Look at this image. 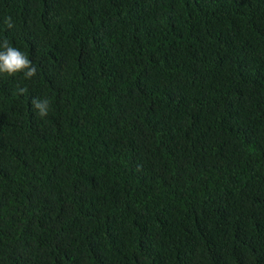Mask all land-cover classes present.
<instances>
[{"label":"trees","instance_id":"obj_1","mask_svg":"<svg viewBox=\"0 0 264 264\" xmlns=\"http://www.w3.org/2000/svg\"><path fill=\"white\" fill-rule=\"evenodd\" d=\"M5 40L0 264H264V0H0Z\"/></svg>","mask_w":264,"mask_h":264},{"label":"clouds","instance_id":"obj_2","mask_svg":"<svg viewBox=\"0 0 264 264\" xmlns=\"http://www.w3.org/2000/svg\"><path fill=\"white\" fill-rule=\"evenodd\" d=\"M11 17H8L5 23L8 27H12ZM3 49L0 51V72L7 73L9 75L17 72H24L25 76L31 78L36 73V68L32 65L27 56L14 47L8 46L7 40L4 41ZM21 91H24L21 89ZM34 107L39 110L40 116L47 115L49 101H37L33 100Z\"/></svg>","mask_w":264,"mask_h":264}]
</instances>
